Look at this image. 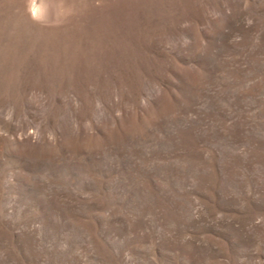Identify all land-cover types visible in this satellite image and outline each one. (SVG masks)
Returning <instances> with one entry per match:
<instances>
[{
    "label": "rangeland",
    "instance_id": "rangeland-1",
    "mask_svg": "<svg viewBox=\"0 0 264 264\" xmlns=\"http://www.w3.org/2000/svg\"><path fill=\"white\" fill-rule=\"evenodd\" d=\"M0 264H264V0H0Z\"/></svg>",
    "mask_w": 264,
    "mask_h": 264
}]
</instances>
